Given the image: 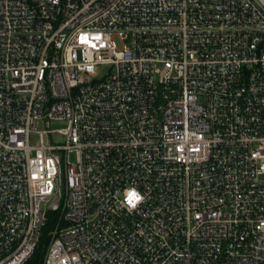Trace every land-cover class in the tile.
Returning <instances> with one entry per match:
<instances>
[{
  "label": "built area",
  "instance_id": "2783aa9c",
  "mask_svg": "<svg viewBox=\"0 0 264 264\" xmlns=\"http://www.w3.org/2000/svg\"><path fill=\"white\" fill-rule=\"evenodd\" d=\"M59 190L44 264H264V0H0V264Z\"/></svg>",
  "mask_w": 264,
  "mask_h": 264
},
{
  "label": "trees",
  "instance_id": "16d2710c",
  "mask_svg": "<svg viewBox=\"0 0 264 264\" xmlns=\"http://www.w3.org/2000/svg\"><path fill=\"white\" fill-rule=\"evenodd\" d=\"M59 216V209L48 211V220L43 228L42 238L40 243L32 256L25 264H44L45 254L50 241V230L54 227Z\"/></svg>",
  "mask_w": 264,
  "mask_h": 264
},
{
  "label": "rangeland",
  "instance_id": "374dc122",
  "mask_svg": "<svg viewBox=\"0 0 264 264\" xmlns=\"http://www.w3.org/2000/svg\"><path fill=\"white\" fill-rule=\"evenodd\" d=\"M66 125L65 122H52V127L53 128H59V127H64ZM40 129H42L43 127L39 126ZM53 140L54 142H61L62 141V137L59 134H55L53 135V138H50L48 135L46 136V142ZM72 159H74V156H72Z\"/></svg>",
  "mask_w": 264,
  "mask_h": 264
},
{
  "label": "water",
  "instance_id": "95a60500",
  "mask_svg": "<svg viewBox=\"0 0 264 264\" xmlns=\"http://www.w3.org/2000/svg\"><path fill=\"white\" fill-rule=\"evenodd\" d=\"M60 199H61V191L59 190L58 193L55 196V203L54 205L51 207L52 210H57L60 204Z\"/></svg>",
  "mask_w": 264,
  "mask_h": 264
}]
</instances>
